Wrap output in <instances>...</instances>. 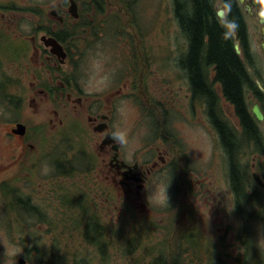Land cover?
<instances>
[{
  "label": "flooded vegetation",
  "instance_id": "flooded-vegetation-1",
  "mask_svg": "<svg viewBox=\"0 0 264 264\" xmlns=\"http://www.w3.org/2000/svg\"><path fill=\"white\" fill-rule=\"evenodd\" d=\"M138 4L0 0V41L12 36L7 48L18 61L0 55V67L16 69L0 71V98L13 113L28 114L0 133V264H101L112 242L119 259L124 199L136 205L139 220L149 214L158 176L178 189L179 264L186 263L190 239L195 262L264 264V0H232L233 17L225 0L212 4L247 73L242 113L214 65L203 76L208 98L195 93L187 67H153L149 32L161 26L157 35H164L171 21L140 17ZM162 52L166 66L171 51ZM109 55L118 67H92ZM124 104L134 115L127 124ZM19 124L22 136L13 133ZM191 133L206 135L204 153L190 147ZM75 179L93 193L76 196Z\"/></svg>",
  "mask_w": 264,
  "mask_h": 264
},
{
  "label": "rangeland",
  "instance_id": "rangeland-1",
  "mask_svg": "<svg viewBox=\"0 0 264 264\" xmlns=\"http://www.w3.org/2000/svg\"><path fill=\"white\" fill-rule=\"evenodd\" d=\"M158 4L160 7H158ZM156 6V8L154 7ZM138 15L142 18H147L148 16L156 17V16H165L169 17L171 23L168 25L170 29L166 28L165 31H163L164 35H157V31L161 30L162 27L157 25V29H154V31L149 32L151 41L154 39L152 49L155 52H152L151 60L154 61L153 67H175V61L174 57L172 55L177 52L178 48L180 47L181 50H179V53H185L187 48V40L183 39L182 33L179 29L177 19L174 15V4L173 0H139L138 4ZM145 24L147 22L145 21ZM141 27L144 25L143 21L140 20ZM150 24L147 25L149 27ZM140 29V28H139ZM145 32L146 27L144 28ZM165 36V37H164ZM158 39V41H157ZM170 44V45H169ZM169 45V47H168ZM171 51V58L169 60L168 66H164V63L161 59L158 57L163 53L162 51ZM121 59H125L124 54H120ZM114 56H108V58L103 57L100 58V61L96 62L97 66L93 65L92 67H95L94 69H98V67H118L113 66L114 64L118 63V60L113 63ZM117 58V57H115ZM111 62V63H110ZM124 62V61H123ZM168 62V60H166ZM94 64V63H93ZM119 67H126V65H120ZM172 75L176 74V71L173 72V69L171 70ZM98 75V72H94V76ZM3 76L0 74V82L3 80ZM13 88L17 89L16 86ZM7 91V88L5 89ZM130 104H124L122 105V108H124V115L118 113V115H122L125 118V123L132 121L134 119L133 113L128 110L131 109ZM21 114H15L11 111L10 108H7V105L4 103H0V123L3 125L0 128V133H3L8 124L9 121L13 119V117H27V111H20ZM127 124V123H126ZM8 128V126H7ZM62 136H60L59 145L66 148L65 145H61V143H67L68 141L62 140ZM186 139L188 143H190V147L195 150L202 151V153L205 152V149L208 145V140L206 138V135H202V137L199 134L191 133L190 135H186ZM80 173V172H79ZM79 173H75L74 176L79 177ZM178 173L175 174V178L178 177ZM174 178V179H175ZM167 180H170V177H168ZM177 186V184H176ZM75 191H78L79 193H75L76 196L85 194V193H93L92 188H89V185L84 183L81 179H75L74 181V188ZM178 189H174L173 187L166 185V182H164V179L162 177H158L154 181L153 188L150 193L151 198V205L154 213V219L153 221H156L157 227L159 229V234H155L152 232V239L148 241L150 244V253L149 257L154 260L158 256H165V257H171V254L167 252V248H169V251H172L173 249H176V246L180 245V238L182 236L180 226H178L179 222V216L176 211V208L179 207L180 199L179 194L177 193ZM93 195L89 194V198H91ZM169 197H174L175 202L173 203L172 200H169ZM124 208L126 206L124 205ZM131 212V211H130ZM124 222V231L129 228V223L127 220V217L123 218ZM130 237L125 238L124 244H123V257H127L131 255V252L129 251V240ZM173 248V249H172ZM112 250L114 251V246L112 245ZM86 251V250H85ZM176 251L175 253H177ZM196 256V249L194 247L193 239H190V243L188 245V264H203L200 261H196L193 263V260ZM92 257V254H91ZM139 261H134V264H144L145 259L140 256ZM102 258V256H101ZM94 263H96L94 261Z\"/></svg>",
  "mask_w": 264,
  "mask_h": 264
},
{
  "label": "trees",
  "instance_id": "trees-1",
  "mask_svg": "<svg viewBox=\"0 0 264 264\" xmlns=\"http://www.w3.org/2000/svg\"><path fill=\"white\" fill-rule=\"evenodd\" d=\"M231 1L225 0L229 14L237 16L238 11ZM175 3L181 28L190 45V50L181 60V67H187L195 93L207 98L213 95L203 76L205 68L214 65L216 79L223 83L226 96L242 113L241 84L245 82L247 73L233 49L231 38L214 15L213 0H176ZM221 135L224 142H231L232 139L223 132Z\"/></svg>",
  "mask_w": 264,
  "mask_h": 264
},
{
  "label": "water",
  "instance_id": "water-1",
  "mask_svg": "<svg viewBox=\"0 0 264 264\" xmlns=\"http://www.w3.org/2000/svg\"><path fill=\"white\" fill-rule=\"evenodd\" d=\"M220 15L222 16V13H220ZM236 48H237V50H239L238 45H236ZM255 112L258 114V117L261 118L258 109H255Z\"/></svg>",
  "mask_w": 264,
  "mask_h": 264
},
{
  "label": "bare ground",
  "instance_id": "bare-ground-1",
  "mask_svg": "<svg viewBox=\"0 0 264 264\" xmlns=\"http://www.w3.org/2000/svg\"><path fill=\"white\" fill-rule=\"evenodd\" d=\"M233 17V16H232ZM231 23V22H230ZM235 24V23H234ZM249 52V51H248ZM254 71V70H253ZM254 75V74H253ZM257 77V76H256ZM253 79V78H252ZM208 89V88H207ZM157 114V113H156ZM160 117V116H159ZM162 119V118H161ZM222 136V135H221ZM240 154V153H239ZM235 173V172H234Z\"/></svg>",
  "mask_w": 264,
  "mask_h": 264
}]
</instances>
